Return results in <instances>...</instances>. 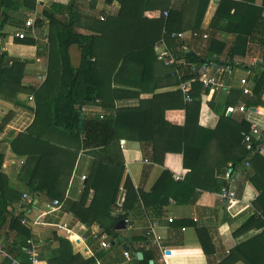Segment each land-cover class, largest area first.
I'll list each match as a JSON object with an SVG mask.
<instances>
[{
    "label": "trees",
    "instance_id": "1",
    "mask_svg": "<svg viewBox=\"0 0 264 264\" xmlns=\"http://www.w3.org/2000/svg\"><path fill=\"white\" fill-rule=\"evenodd\" d=\"M170 2V0H120L121 9L118 15L102 22L100 27L94 30L96 32L91 35L76 32L72 15L70 20L62 22L55 16L45 13V16L50 19L51 29L48 35L49 44H47L49 72L42 85L28 86L23 83L26 61L10 58L6 51L0 56V99L12 102L19 94L27 93L32 94L36 101V116L32 126L26 133L16 136L11 150L17 156L35 157L37 159L35 171L37 172L41 166L49 167L48 162L53 156L69 157L70 154L73 156L72 171L80 150L103 148L106 158L95 161L86 179L83 199L79 202L67 201V204L68 210L74 213L82 223L90 226L97 223L104 232L114 235L117 223L128 219L127 211L132 208L131 203H143L146 210L152 211L154 204H158L155 197L161 196L169 200L170 196L164 194L166 189L171 188V191L178 190L182 194L185 193L188 185L191 184V179L196 177L197 170L204 165V157L209 151L212 140L217 138L214 150L220 152L219 154L225 158L223 171L228 179L220 182L216 191L219 193L224 187L231 189L230 181L234 174L246 162H249L252 174L248 176V181L258 192L257 197L253 199V205L263 215L262 218H257L254 214L250 216L237 233L255 227L263 228L264 157L255 152V144L251 146L245 144L242 137V132H248L252 125L246 119L238 121L225 111L219 112L215 97L209 101V107L219 113L218 126L210 130L199 125L202 95L211 97L216 92L215 90L204 89L195 77L186 75L185 80L193 86L191 92L193 101L190 103L184 101L179 90H174L167 93H155L151 99L141 100L140 106L136 108L117 109L114 105L115 99L138 96V92L115 88L113 83L123 84L125 87L136 85V80L125 79L124 72L136 62L145 69L150 58L164 64L158 59L156 43L163 37L164 30L170 34L183 31L181 27L177 28L172 25L179 19L180 13L174 9L170 10ZM184 2L183 7L193 9L196 15L191 29L203 35L204 32L200 31V27L209 0ZM36 7L37 0H2L0 34L3 35L2 30L11 18L10 13H21L24 10L34 11ZM166 10L169 11L168 18L162 15ZM245 10L248 14L251 12V15L254 14L258 18L257 23L252 19L255 27L251 35L259 46L260 57L264 60L263 8L228 0L221 1L215 18H220L221 14L227 11V18L237 21L238 15ZM150 11L151 13L146 16L145 13ZM232 11H234L233 14ZM238 24L240 23L236 25ZM121 26L123 31H118L117 28ZM240 34L242 33L239 32L238 35ZM166 38L170 49L178 59L184 58L189 62L206 61L214 53L221 55L223 50L221 44L209 40V56L196 60L191 51L183 50V47H186L185 39H170L169 36ZM23 42L34 43L30 39ZM73 45H77L82 53L81 64L78 68L71 63L70 47ZM187 45L190 48V45ZM217 45H220V51ZM236 48L237 45L229 48L228 55L221 60V63L228 67H237L234 62ZM252 71L250 76L254 83L253 95L244 96L241 90H231L226 101L227 106H244L247 109L264 108V62L252 66ZM169 77L175 80L171 85L179 84V80L172 76L171 70ZM145 81L142 75L139 84ZM157 89H160L159 85H155V91ZM163 100H169V103L162 106ZM98 104L102 106L103 112L95 117L89 116L90 113L85 107ZM174 109L186 110L187 117L184 125L178 126L166 120V111ZM102 114H104L103 119L100 118ZM8 120L9 117H5L0 123V133ZM35 127H38V133L33 131ZM52 134L69 140L72 146L64 148L52 143L50 140ZM121 139L140 143L144 156L159 165L164 164L167 154H181L183 155V166L189 170V173L184 181L175 183L171 173L164 170L150 194L147 195L136 190L127 177L126 196L122 206L124 213H117L113 216L112 212L118 207L120 186L126 169L122 151L116 150L117 146L120 147ZM75 143L78 145L74 146ZM5 150L6 147L4 148L0 141V197L4 198L6 203L7 197H5L3 187L6 178L2 174ZM228 163H231L230 166ZM29 187L36 194H42L46 190L50 196L58 197L51 185L34 186L33 178L29 182ZM239 190L241 194L244 193L246 185L240 187ZM91 191H94L92 202L86 207ZM148 195L153 203L147 202L145 197ZM64 196L63 193L61 198L63 199ZM9 200H13V197ZM5 208L0 209V241H4L7 251L18 258V255L24 252L26 241L32 237V234L30 228L22 223L23 214L17 217L11 216ZM182 225H186V222ZM14 233L15 237L26 241L22 243L19 240H9ZM197 234L205 254L208 257L214 254L215 248L205 236L204 230L198 229ZM54 239L58 241L61 253L58 257H48V264H94V258L85 260L80 255H72L71 244L64 237L55 235ZM238 262L264 264V232L232 249L219 264Z\"/></svg>",
    "mask_w": 264,
    "mask_h": 264
},
{
    "label": "crops",
    "instance_id": "2",
    "mask_svg": "<svg viewBox=\"0 0 264 264\" xmlns=\"http://www.w3.org/2000/svg\"><path fill=\"white\" fill-rule=\"evenodd\" d=\"M170 1V10L174 9L180 13L179 19L172 25L177 28L181 27L183 30L181 32L186 34V50L191 51L198 58L197 60L203 59L209 56V40H214L223 48L221 55L214 54L219 55L223 60L228 55L229 48L237 45L234 62L240 64V67H235L232 76H228L226 81L231 86V90H240V80L249 77L253 88L252 76L247 74L253 72L252 66H255V60L261 58L259 46L251 35L255 27L252 19L257 23L258 18L254 14L251 15V12L248 14L247 10L238 15L237 21L229 20L227 11L223 12L220 18H215L220 2L226 0H218L214 3L209 1L200 27V31L204 34L199 38H193L191 34L195 31L191 27L196 16L194 10L183 7L184 1ZM228 1L264 10V0ZM186 3L190 4V2ZM120 9V0H37V7L34 11L24 10L21 13H10L11 18L2 30L5 42L1 47L5 48L10 58L27 62L23 83L28 86H40L47 79L49 72L48 46L41 43L36 45L34 40L33 44L24 43L14 37L15 32L23 27V21L28 19L31 12L42 17L40 22L48 35L51 22L45 13L55 16L62 22L70 20L72 15L76 32L82 35H91L96 32L94 30L99 28L102 22L116 17ZM150 13L151 11L146 12L145 15ZM233 13L234 11H232ZM106 14L110 15L107 16L106 21H101L99 16ZM237 23L240 24L236 25ZM117 30L123 31L122 26ZM239 32L242 34L238 35ZM203 36H207V38ZM7 38H9L8 42ZM187 44L190 45V48L187 47ZM219 47L220 45H217L218 51L221 50ZM70 57L72 65L78 68L81 64L82 53L77 45L70 47ZM169 73L170 69L157 60L153 61L152 58L147 61L145 69L140 63H133L123 76L125 79L136 80V85L125 87L123 84L121 86L113 83V86L130 89L134 93L138 92V96L117 98L114 101L115 107L117 109L136 108L140 106L141 100H149L155 93L178 90V85H171L175 80L169 77ZM142 75L146 81L139 84ZM44 78L45 80H43ZM155 85H159L160 89L155 91ZM230 91H216L211 97L202 95L199 125L210 130H214L218 126L219 113L209 107V101L215 97L219 112L225 111L238 121L246 119L251 125L258 124L263 128L264 108L257 107L241 111L242 106H227L226 101ZM165 103H169V100H163L162 106ZM85 108L91 117L103 112L102 106L99 104ZM230 108L232 111H229ZM35 116L36 101L32 94H19L12 102L0 99V123L5 117H9L6 126L0 133V141L3 147H6L2 174L6 178L3 187L5 197L8 199L5 203L4 198L0 197V209L6 207V211L11 216L17 217L23 214V218L27 221V227L30 228L31 238L40 246L41 258L38 264H48V257L60 256V246L54 239L55 235L64 237L70 242L72 255H80L85 260L94 258V264H146V262L148 264H219L232 249L264 232V227H255L237 233L253 215L249 204H253V199L258 195L255 187L248 181V176L252 174L251 166L247 168L245 164L240 167L230 181L231 189L236 192L238 200L230 205L218 199L216 187L220 182L227 180L228 176L223 171L225 158L219 154L220 152L214 150L217 138L212 140L213 146L211 147L210 144L209 151L204 157V165L197 170L196 177L191 179V184L188 185L185 193L182 194L178 190L171 191V188L166 189L164 194L170 196L169 200L167 201L165 197L161 196L155 197L158 204H154L152 211L146 210L143 203H131L132 208L127 211L128 228L114 230V235L104 232L97 223L92 226L82 223L74 213L68 210L67 201L79 202L83 199L86 179L90 175L95 161L106 158V154H104L103 148L80 150L72 171L73 156L71 154L69 157L53 156L48 162L49 167L41 166L36 172L37 159L35 157L17 156L11 150L12 142L16 136L27 132L32 126ZM186 117L187 112L184 109L167 110L165 113L166 120L178 126L185 124ZM33 131L38 133V127L33 128ZM50 140L64 148L72 146L69 140L60 138L57 134H52ZM77 145V143L74 144V146ZM116 150L122 151L126 169L120 186L118 207L112 212L113 216H116L117 213H124L122 206L126 196L127 177L136 190L147 195L150 194L164 170L171 173L175 183L178 182L175 176L182 175L184 181L189 173V170L183 166V155L181 154H167L164 164L159 165L144 156L140 143L136 141L121 139L120 147L117 146ZM71 151L73 152V150ZM230 164L228 163V166ZM217 166H221V168L218 169ZM32 178L34 186L51 185L58 197L50 196L46 190L42 194L34 193L29 187ZM244 185H246V190L242 195L239 188ZM63 193L65 196L62 199ZM93 195L94 191H91L86 207L92 202ZM25 196L27 197L25 198ZM10 197H13V200H9ZM145 198L148 203H153L149 195ZM56 200L60 202L61 207L54 205ZM152 221L158 223L156 231L161 237L160 247L153 245V239L145 236L146 228ZM184 222L186 225H182ZM62 225H66V229H58V226ZM198 229L204 230L205 236L215 248V253L209 257L201 246L197 234ZM15 236L14 233L9 240H19L22 243L26 241ZM102 242L110 244V247L104 248ZM2 243L4 244V241ZM124 245L129 247V251L124 248ZM126 252H129V258L126 257ZM138 254H141V257H138ZM18 258L25 261L26 264H31L25 251L19 254ZM0 264H9V262L0 259Z\"/></svg>",
    "mask_w": 264,
    "mask_h": 264
},
{
    "label": "built area",
    "instance_id": "3",
    "mask_svg": "<svg viewBox=\"0 0 264 264\" xmlns=\"http://www.w3.org/2000/svg\"><path fill=\"white\" fill-rule=\"evenodd\" d=\"M93 1V0H90ZM183 1H195L199 2L201 0H183ZM211 3L217 2L218 0H209ZM2 0H0L1 4ZM106 15H100L99 19L101 21H106L107 16ZM169 12L164 11L163 17L168 18ZM42 17H39L36 15V13L31 12L29 14L28 19L25 21L22 28H19L15 34L14 37L18 40L24 41V40H34L36 45L39 43L41 44H49V36L48 33L44 30L43 25L40 23V20ZM3 34V33H2ZM167 36H169L170 39H185L186 34L183 32H173L169 33L164 30L163 37L156 43V49L158 51V59L164 63L166 67H168L171 70V74L173 77H176L179 80L178 84V90L182 93L183 99L186 103H190L193 101L191 92L193 90V86L191 83L187 82L185 80L186 75H190L195 77L202 85L204 89L207 90H215V91H230L231 86L226 81V78L228 76H232V73L235 71V67H228L225 64L221 63V59L218 55L213 54L209 57L208 60L200 61V62H189L185 60L184 58L178 59V57L173 53V50L170 49L168 42H167ZM193 38H199L198 32H193L191 34ZM204 38H207V36H203ZM5 42L4 35L0 34V56L5 52V50L1 47V45ZM186 47H183V50H186ZM264 60L262 58H258L255 60L254 64L263 63ZM237 67H240V64H236ZM248 76L251 75L249 72L247 74ZM45 80V78L43 79ZM240 90L242 91L244 96H252L253 95V88L251 85H253L249 79V77H244L240 80ZM241 111H247L249 109L242 106L240 108ZM229 111H232V108L229 109ZM100 118H104V114L100 115ZM242 137L244 140V143L251 146L255 144V152H257L259 155L264 157V127L261 128L258 124H252L251 129L246 132H242ZM246 167H250V163L246 162ZM85 178V177H84ZM176 181H182L183 176H175ZM27 196H25L26 198ZM218 199H220L223 202H226L227 204H233L238 200L237 194L235 191L231 190L230 188L224 187L222 190L217 194ZM54 205L57 207H61V204L58 200L54 202ZM249 208L251 209L252 213L257 218H262L263 215L261 212H258L255 210V207L253 204H249ZM127 222V221H126ZM23 225L27 226V221L23 218L22 219ZM128 223V222H127ZM66 225L58 226V229H66ZM157 228L158 223L156 221H152L149 223V225L146 228V236L149 238H152V244L155 246L160 247V241L161 237L157 234ZM102 246L104 248L110 247V244L106 242H102ZM25 254L29 257L31 264H38L40 262V246L33 238H29L26 241L25 246ZM126 257L129 258L130 254L129 252L125 253ZM0 259L6 260L9 262V264H26L25 261L14 257L12 254H10L7 249L5 248V245L0 241Z\"/></svg>",
    "mask_w": 264,
    "mask_h": 264
},
{
    "label": "water",
    "instance_id": "4",
    "mask_svg": "<svg viewBox=\"0 0 264 264\" xmlns=\"http://www.w3.org/2000/svg\"><path fill=\"white\" fill-rule=\"evenodd\" d=\"M195 59L198 58L195 56ZM128 228V223L125 220H121L118 222V224L115 227V230H126ZM124 248L129 251V247L127 245H124ZM138 257H141V254H138Z\"/></svg>",
    "mask_w": 264,
    "mask_h": 264
},
{
    "label": "rangeland",
    "instance_id": "5",
    "mask_svg": "<svg viewBox=\"0 0 264 264\" xmlns=\"http://www.w3.org/2000/svg\"><path fill=\"white\" fill-rule=\"evenodd\" d=\"M9 41V38H7V42Z\"/></svg>",
    "mask_w": 264,
    "mask_h": 264
}]
</instances>
